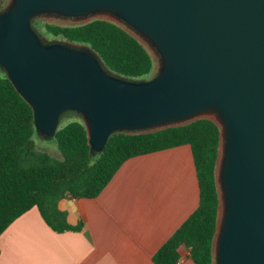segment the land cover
<instances>
[{
	"label": "water",
	"instance_id": "obj_1",
	"mask_svg": "<svg viewBox=\"0 0 264 264\" xmlns=\"http://www.w3.org/2000/svg\"><path fill=\"white\" fill-rule=\"evenodd\" d=\"M46 14L119 25L153 56L154 74L127 79L86 45L47 40L33 27ZM0 71L30 105L38 135L53 137L74 112L93 154L114 132L214 122L213 264H264V0H9Z\"/></svg>",
	"mask_w": 264,
	"mask_h": 264
},
{
	"label": "trees",
	"instance_id": "obj_2",
	"mask_svg": "<svg viewBox=\"0 0 264 264\" xmlns=\"http://www.w3.org/2000/svg\"><path fill=\"white\" fill-rule=\"evenodd\" d=\"M33 27L44 37L90 47L104 66L118 76L149 78L155 60L150 52L119 25L102 19L65 25L35 20ZM43 28V30H42ZM30 105L0 71V234L17 217L37 207L55 232L80 228L70 225L60 199L92 198L110 181L128 158L188 144L199 186L197 207L153 254L155 264H176L184 245L194 264H213L212 239L216 229L217 193L214 166L219 129L209 119L154 132L112 133L101 152L91 153L80 118L59 125L54 133L60 159L36 151Z\"/></svg>",
	"mask_w": 264,
	"mask_h": 264
},
{
	"label": "crops",
	"instance_id": "obj_3",
	"mask_svg": "<svg viewBox=\"0 0 264 264\" xmlns=\"http://www.w3.org/2000/svg\"><path fill=\"white\" fill-rule=\"evenodd\" d=\"M188 144L126 159L96 197L60 199L70 225L53 231L32 207L0 234V264H155L160 245L197 207ZM181 264H194L184 245Z\"/></svg>",
	"mask_w": 264,
	"mask_h": 264
},
{
	"label": "rangeland",
	"instance_id": "obj_4",
	"mask_svg": "<svg viewBox=\"0 0 264 264\" xmlns=\"http://www.w3.org/2000/svg\"><path fill=\"white\" fill-rule=\"evenodd\" d=\"M9 0H0V10L4 9L6 7V5L8 4ZM41 22H52V23H66V22H70L72 20L70 19H66V18H62L56 15H52V14H46V15H42L40 18ZM43 30V28H42ZM41 33V32H39ZM43 36V34H42ZM47 40H63L61 38H51L49 36L45 37ZM65 41V40H63ZM148 48V47H147ZM154 74V70L150 73L149 77L152 76ZM76 118H80L79 115H77L74 112L71 111H66L64 112L60 118H59V122H58V126L60 125H64L67 122L71 121L72 119H76ZM81 119V118H80ZM33 141H34V149L36 151H40V152H46L47 154H49L52 158L54 159H60L61 155L57 149L55 140L53 139V137H43L41 135H38V133L35 131V135L32 137Z\"/></svg>",
	"mask_w": 264,
	"mask_h": 264
},
{
	"label": "built area",
	"instance_id": "obj_5",
	"mask_svg": "<svg viewBox=\"0 0 264 264\" xmlns=\"http://www.w3.org/2000/svg\"><path fill=\"white\" fill-rule=\"evenodd\" d=\"M181 262H182V259L179 258V259L177 260L176 264H181Z\"/></svg>",
	"mask_w": 264,
	"mask_h": 264
},
{
	"label": "bare ground",
	"instance_id": "obj_6",
	"mask_svg": "<svg viewBox=\"0 0 264 264\" xmlns=\"http://www.w3.org/2000/svg\"><path fill=\"white\" fill-rule=\"evenodd\" d=\"M221 209H222V205H221Z\"/></svg>",
	"mask_w": 264,
	"mask_h": 264
}]
</instances>
